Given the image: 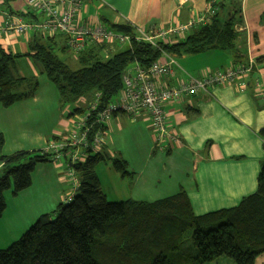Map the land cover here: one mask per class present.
<instances>
[{
    "label": "crops",
    "instance_id": "0c3cea01",
    "mask_svg": "<svg viewBox=\"0 0 264 264\" xmlns=\"http://www.w3.org/2000/svg\"><path fill=\"white\" fill-rule=\"evenodd\" d=\"M208 1L82 0L80 19L84 23L97 21L108 28L111 24H128L145 30L167 29L204 13ZM235 2L242 18L241 23L234 25L241 54L237 63L254 60L245 88L212 87L193 97L166 103L163 106L166 121L179 140L168 151L153 148V131L145 115L135 119L121 113L112 115L104 125L100 153L110 165L105 169L117 186V190L112 188V198L116 201L151 203L183 191L193 213L201 216L233 208L256 191L257 176L264 161V139L260 136L264 129V0ZM219 3H225L227 8V1L220 0L218 12ZM17 17L25 22L41 19L24 0H0V47L6 53L21 56L14 59L12 66L18 58L34 61L30 47L37 38L35 33L16 35L7 27L12 18ZM180 59L181 64L176 59L180 68H185L188 73L181 69L192 77H199L205 70H224L237 64L233 55L220 50ZM178 73L175 70V74ZM18 78H32L38 86L31 97L9 107L0 105V136L3 138L0 157L4 159L20 152L42 151L52 138L71 132L74 118L69 113L62 118L58 92L55 96L50 86L44 84L41 88L35 77L20 74ZM49 115L52 122L47 129ZM114 158L125 162L127 174L121 175L112 168ZM65 162L38 164L29 188L16 196L5 193L6 209L0 218V227L10 220H21H17V229L2 239L0 248L8 247L30 224L53 212L71 195ZM2 166L0 161V169ZM99 181L102 189L100 178ZM253 264H264V254Z\"/></svg>",
    "mask_w": 264,
    "mask_h": 264
},
{
    "label": "trees",
    "instance_id": "16d2710c",
    "mask_svg": "<svg viewBox=\"0 0 264 264\" xmlns=\"http://www.w3.org/2000/svg\"><path fill=\"white\" fill-rule=\"evenodd\" d=\"M226 1L227 8L225 3H219L220 11L207 24L192 27L174 42H159L160 50L133 41L130 49L105 59L101 56L103 47L92 46L75 58L79 67L72 70L55 54L56 49L66 50L61 45L63 38L37 35L30 47L31 57L56 87L62 105L77 104L85 98L93 102L97 96V110H101L122 89V75L130 64L138 62L147 68L161 56V51L178 59L220 50L229 52L239 62L240 46L234 25L241 23V12L235 0ZM109 29L134 34L128 24H111ZM17 57L21 56L6 53L0 47L3 107L31 97L38 86L32 78L13 77L11 66ZM89 104L84 108L75 106L69 116L83 114ZM97 129L103 130L104 126L95 125L91 133ZM260 136L264 139V129ZM2 145L0 136V148ZM69 154L70 150L63 151L64 160L68 161ZM0 161L1 218L6 209L5 193L16 196L29 188L35 167L51 160L37 151L0 157ZM101 162L105 158L100 152L88 150L82 162L71 165L78 181L72 199L60 203L52 217L40 216L19 239L0 250V264H205L222 256L231 264H253L264 254V161L252 195L233 208L201 216L193 213L183 191L151 203L107 202L95 171ZM111 166L121 175L127 174L125 162L119 158L112 159Z\"/></svg>",
    "mask_w": 264,
    "mask_h": 264
},
{
    "label": "built area",
    "instance_id": "2783aa9c",
    "mask_svg": "<svg viewBox=\"0 0 264 264\" xmlns=\"http://www.w3.org/2000/svg\"><path fill=\"white\" fill-rule=\"evenodd\" d=\"M180 1L184 3L186 0ZM218 1L220 0H209L204 13L185 24L167 29L145 30L135 27L134 34L129 36L115 32L97 21H81L82 0H24L25 5L41 19L25 22L18 17L12 18L7 27L16 35L35 33L42 38L61 36L63 45L74 58L92 46H102L101 55L106 59L118 46L127 45V49H130L133 41L160 50L159 42L170 43L172 38H183L192 27L207 24L218 13ZM253 65L254 60L248 59L245 63L233 64L224 70H205L199 77H192L180 68L174 57L164 51L147 68L141 67L138 62L130 64L122 75V89L115 100L97 110L98 97L95 96L83 114L75 115L71 132L57 140H50L42 150L53 163L63 162V151L70 150L65 164L72 192L65 200L70 201L78 187L71 165L82 162L88 150L92 153L100 152L104 131L97 129L91 133L95 125L104 126L117 113L132 119L145 115L153 131V148L159 152L168 151L179 140L175 130L166 121L163 106L207 92L212 87L236 85L243 90ZM175 70L179 71L178 75ZM82 102L83 100L80 101Z\"/></svg>",
    "mask_w": 264,
    "mask_h": 264
},
{
    "label": "rangeland",
    "instance_id": "374dc122",
    "mask_svg": "<svg viewBox=\"0 0 264 264\" xmlns=\"http://www.w3.org/2000/svg\"><path fill=\"white\" fill-rule=\"evenodd\" d=\"M61 45H63V44L61 43ZM125 49H127V45L118 46V47L114 48V50L109 55H112V54H114L116 52L123 51ZM227 53H229V52H227ZM55 54L61 61H63L66 65H68V67L70 69L75 70V69H77L79 67L78 63L76 62V59L73 57L72 53L69 50L66 49V50L62 51V50L56 49L55 50ZM189 57H191V55H189ZM178 62H179V64L182 63L180 58H178ZM181 68L184 71H186V69L183 68L182 66H181ZM11 73L14 75V77H20V74H23L24 77H35V79H37V81L39 82V86L41 88H43V86H45L44 84H47V86H50L49 88L51 90H54V94L56 96V92H57L56 87L50 81H48V79L46 78L44 73L41 72V67L35 61L27 60L26 57L16 59L14 65L11 68ZM91 100H92L91 98L90 99H86L85 98V100H83L82 104L81 103H77V104L61 105L60 106V110H61L62 118L65 119V117L68 116V113H70L75 106L79 105L80 107L84 108V106H87L91 102ZM113 100H115V98H113ZM58 101H60V100L58 99ZM74 118H75V116H74ZM74 118L72 119V122H74ZM50 121L51 120H50V115H49L48 119L46 121L47 129H49L50 126H51L50 125ZM45 126H46V124H45ZM72 126H73V123H71V127ZM106 166H110L108 164V162L107 163L101 162L96 167V170L98 171L99 178H100L101 183H102V189L107 195L106 201L109 202V203L119 202V201H116L114 198H112V191H113L112 188L117 190V186L111 182V179L107 175L106 169H105ZM102 170H104V171H102ZM66 178L69 180L68 181V185L70 187L68 188V191L70 192L69 194H71V192H72V185L71 184L72 183H71L68 175H67ZM51 213L52 212H49L47 214H49L50 217H52ZM17 220L19 222V220H21V219H17ZM17 220L16 219L10 220L9 223L5 222V223L2 224V226L0 227V245H2V239L6 238L9 235L8 232H10V231H12L14 229H17L16 228ZM19 236L17 237L18 239H19ZM6 247L7 246H5L4 249ZM0 249H3V248H0ZM229 263L231 264V261L228 258L222 256V257H219L218 259H216V260H214L212 262L205 263V264H229Z\"/></svg>",
    "mask_w": 264,
    "mask_h": 264
}]
</instances>
